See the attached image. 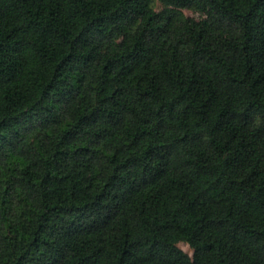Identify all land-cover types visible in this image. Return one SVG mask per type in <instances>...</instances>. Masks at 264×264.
<instances>
[{
    "label": "trees",
    "instance_id": "obj_1",
    "mask_svg": "<svg viewBox=\"0 0 264 264\" xmlns=\"http://www.w3.org/2000/svg\"><path fill=\"white\" fill-rule=\"evenodd\" d=\"M0 264H264V0H0Z\"/></svg>",
    "mask_w": 264,
    "mask_h": 264
},
{
    "label": "rangeland",
    "instance_id": "obj_2",
    "mask_svg": "<svg viewBox=\"0 0 264 264\" xmlns=\"http://www.w3.org/2000/svg\"><path fill=\"white\" fill-rule=\"evenodd\" d=\"M163 8L161 3H157L156 4V9L157 10H161ZM184 13L190 17L196 18V19H200L201 18V14L198 11H195L194 9H190V8H185L183 9ZM179 246L184 249L186 252H188L189 254L193 253V250L190 248V246L185 243V242H180Z\"/></svg>",
    "mask_w": 264,
    "mask_h": 264
}]
</instances>
